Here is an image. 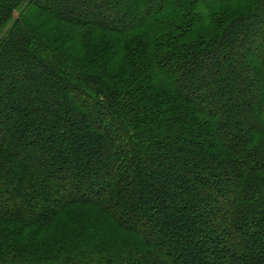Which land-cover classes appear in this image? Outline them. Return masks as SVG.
<instances>
[{
	"label": "trees",
	"instance_id": "obj_1",
	"mask_svg": "<svg viewBox=\"0 0 264 264\" xmlns=\"http://www.w3.org/2000/svg\"><path fill=\"white\" fill-rule=\"evenodd\" d=\"M23 1L0 0V264H264V0Z\"/></svg>",
	"mask_w": 264,
	"mask_h": 264
},
{
	"label": "rangeland",
	"instance_id": "obj_2",
	"mask_svg": "<svg viewBox=\"0 0 264 264\" xmlns=\"http://www.w3.org/2000/svg\"><path fill=\"white\" fill-rule=\"evenodd\" d=\"M29 1L30 0H24L21 3V6L19 7V9L17 10V12L15 14V17L16 18H19L21 12L26 8L27 3ZM246 1H248V0H237V3H238V5H240L242 3H245ZM32 15H34V16L29 15L30 20H33L36 25H37V22L39 23L40 29H41L40 31H41L42 34H49V33H52L53 32L52 34L54 35V29H55V31H60L61 30V31H65L66 33L69 32L68 27H64V26H61V25L58 26V24H56V23H47L50 20V17L49 16L39 17L38 16V12H33ZM65 32H62V34L65 33ZM55 33H57V32H55ZM84 36H85V33L83 34V37ZM79 39H80V37L78 38V41H79ZM85 43L88 44V45H91V43H92V37H88V38L86 37L84 40H82V42L78 46V49L76 51H73L72 54H73V56L76 57V59H78V60L80 59V61L90 60L86 64V66H88L89 64H92L93 54H89L88 51H86V49H85ZM83 51H85V52H83ZM90 217H92L94 219V221L97 222L96 225H95V228L92 229L93 231L96 230V233H97L98 228H96V226H99V223L105 229H107L106 226L102 222V216H101V213L100 212L90 213ZM70 222H71V219L70 218L64 219L62 221V226H66ZM111 233H112V231H111Z\"/></svg>",
	"mask_w": 264,
	"mask_h": 264
}]
</instances>
